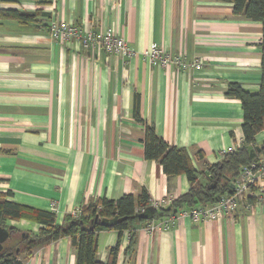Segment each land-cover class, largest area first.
Instances as JSON below:
<instances>
[{
    "label": "crops",
    "instance_id": "1",
    "mask_svg": "<svg viewBox=\"0 0 264 264\" xmlns=\"http://www.w3.org/2000/svg\"><path fill=\"white\" fill-rule=\"evenodd\" d=\"M38 13L21 24L0 20V194L23 207L52 212L59 225L98 199L139 197L173 203L189 189L186 176L168 178L144 156L146 125L188 152L203 176L244 146L237 84L257 94L262 82L263 30L225 0H0V12ZM54 20L96 33L111 31L134 50L128 59L78 42L52 40ZM159 46L196 71L152 66L142 53ZM138 115V118L136 116ZM141 119L142 121H140ZM264 143V131L255 137ZM261 200L239 204L233 217L193 223L177 213L168 230L142 228L132 255L124 234L117 264H264V177ZM161 222V221H160ZM158 223V222H153ZM7 225L36 233L37 223ZM98 235L100 262L118 243ZM23 264H75L70 239L33 251Z\"/></svg>",
    "mask_w": 264,
    "mask_h": 264
},
{
    "label": "trees",
    "instance_id": "2",
    "mask_svg": "<svg viewBox=\"0 0 264 264\" xmlns=\"http://www.w3.org/2000/svg\"><path fill=\"white\" fill-rule=\"evenodd\" d=\"M39 5L47 0H32ZM233 4L236 15L244 16L247 20L259 22L262 25V82L257 94H251L237 84H231L226 91L228 98L241 102L244 118L242 131L244 146L235 152L227 154L223 160L208 167L204 177L206 183H200L199 173L192 165L188 152L184 149L169 145L161 139L152 125H146L144 156L147 161H154L161 165L168 178L186 176L190 189L174 201L170 206L154 209L146 191L139 197L124 195L118 200L98 199L79 207L76 217L69 215L62 225L57 224L56 215L52 212L39 211L8 201L7 196L0 194V228L10 234V239L4 244L0 252V264H23L20 258H30L33 251L50 243L67 238L75 252V264H117L124 234H128V246L125 256L132 255L137 245V232L153 222L164 221L180 211L198 206H211L217 199L230 195L233 183L237 181L245 169L252 164H259L264 160V143L251 158V151L258 146L255 137L264 131V0H225ZM39 14H28L15 10L1 11L0 20L9 19L21 24L36 21ZM137 118L138 115L136 114ZM142 121L141 119H139ZM213 185H216L213 188ZM255 199H248L254 202ZM152 208V213L149 209ZM142 216L141 218H139ZM114 219L118 221L111 228L103 227L95 220ZM27 220L37 223L41 228L36 233L25 232L7 225L8 221ZM115 231L119 235L118 243L109 251L106 263L98 260V235L101 232Z\"/></svg>",
    "mask_w": 264,
    "mask_h": 264
},
{
    "label": "built area",
    "instance_id": "3",
    "mask_svg": "<svg viewBox=\"0 0 264 264\" xmlns=\"http://www.w3.org/2000/svg\"><path fill=\"white\" fill-rule=\"evenodd\" d=\"M52 40L60 43L78 42L84 51L94 53L97 48H102L109 55H118L124 58L135 56L134 50L123 38L115 36L111 31L96 33L92 30H83L79 26L64 21L54 20L50 25ZM143 58L152 66L167 68L174 66L181 71L193 69L199 71L203 63L199 58L188 61L184 57L173 56L159 46H152L142 53ZM264 177V160L258 165L252 164L245 169L240 178L233 183L232 193L221 197L216 204L211 206H198L182 212V216L190 218L193 223L203 221H217L222 217H233L239 204L247 203L248 199L260 201L262 197L261 181ZM154 209H161L172 204L171 199L151 201ZM78 209L72 214L76 217ZM177 221V215L158 222L152 223L146 228L148 232L158 229L168 230Z\"/></svg>",
    "mask_w": 264,
    "mask_h": 264
},
{
    "label": "water",
    "instance_id": "4",
    "mask_svg": "<svg viewBox=\"0 0 264 264\" xmlns=\"http://www.w3.org/2000/svg\"><path fill=\"white\" fill-rule=\"evenodd\" d=\"M260 150L261 149L258 147V148H256L255 151H251V153H250L251 154V158H254L255 155H256L255 152L259 153ZM215 187H216V185H213V188H215ZM219 200H220V198L217 199V202ZM152 211H153V209L150 208L149 212L152 213ZM141 217L142 216H140L139 218H141ZM117 221H118L117 218H114V219H99V218H97L95 220V223H98V224H100L103 227L111 228V227L116 225ZM9 239H10V234L6 230L0 228V252L3 250L4 244L6 242H8Z\"/></svg>",
    "mask_w": 264,
    "mask_h": 264
}]
</instances>
